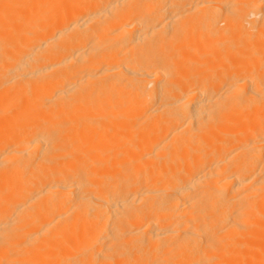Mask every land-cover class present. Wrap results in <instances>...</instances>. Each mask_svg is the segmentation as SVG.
<instances>
[{
    "label": "bare ground",
    "instance_id": "obj_1",
    "mask_svg": "<svg viewBox=\"0 0 264 264\" xmlns=\"http://www.w3.org/2000/svg\"><path fill=\"white\" fill-rule=\"evenodd\" d=\"M0 264H264V0H0Z\"/></svg>",
    "mask_w": 264,
    "mask_h": 264
}]
</instances>
